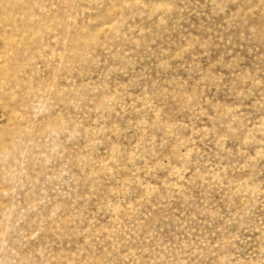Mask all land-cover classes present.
Wrapping results in <instances>:
<instances>
[{"label": "rangeland", "instance_id": "rangeland-1", "mask_svg": "<svg viewBox=\"0 0 264 264\" xmlns=\"http://www.w3.org/2000/svg\"><path fill=\"white\" fill-rule=\"evenodd\" d=\"M0 264H264V0H0Z\"/></svg>", "mask_w": 264, "mask_h": 264}]
</instances>
